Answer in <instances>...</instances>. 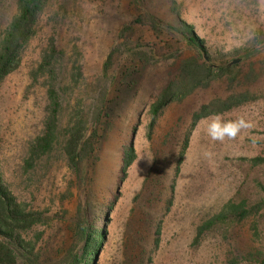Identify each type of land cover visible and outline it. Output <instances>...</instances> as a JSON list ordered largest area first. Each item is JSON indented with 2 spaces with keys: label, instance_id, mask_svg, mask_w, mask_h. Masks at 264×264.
Masks as SVG:
<instances>
[{
  "label": "rangeland",
  "instance_id": "374dc122",
  "mask_svg": "<svg viewBox=\"0 0 264 264\" xmlns=\"http://www.w3.org/2000/svg\"><path fill=\"white\" fill-rule=\"evenodd\" d=\"M19 1L0 0V33L18 14ZM177 3L141 0L137 7L131 0H51L20 67L0 85L1 171L21 201L49 216V224L28 233L30 238L44 234L42 260L36 264L52 258L62 245L80 200L89 202L93 228L106 224L100 230L107 240L93 264H261L264 259V162L255 163L264 158V54L233 72L221 74L215 67L208 85L169 104L157 117L150 109L177 71L174 54L198 52L172 35L158 34L154 16L177 24L179 12L207 39L215 56L210 64L224 66L238 57L237 51L257 46L253 38L264 32V0ZM53 37L66 52V80L74 65L84 72L65 123L79 100L91 120L86 139L97 130L96 144L80 157L71 190L62 143L34 171H24L47 114L46 77L35 82L33 73ZM124 41L131 47L113 54ZM134 53L156 61L135 89L119 94L121 71L133 62ZM253 66L257 73L242 83ZM246 90L253 94L249 103L194 118L203 105ZM117 94V112L107 117L103 108ZM126 145L133 146L136 158L123 172ZM64 195L69 203H61ZM243 202L249 210L245 219L219 223L198 236V227L211 216L229 203ZM102 213L105 219L99 217ZM51 260L49 264H63V258Z\"/></svg>",
  "mask_w": 264,
  "mask_h": 264
},
{
  "label": "trees",
  "instance_id": "16d2710c",
  "mask_svg": "<svg viewBox=\"0 0 264 264\" xmlns=\"http://www.w3.org/2000/svg\"><path fill=\"white\" fill-rule=\"evenodd\" d=\"M51 0H20L19 12L12 19L8 27L0 33V85L21 65L22 53L29 42L38 34V19ZM141 0H131V3L139 7ZM177 0H171L170 5H177ZM176 9V8H174ZM176 11V10H174ZM178 23H165L159 16H154L158 25L155 26L157 33L173 36L177 42H186L187 45L197 53L184 56L182 51H177L174 56L179 58V65L175 74L171 75L167 84L159 93L157 99L152 103L150 109L154 117L173 102H180L187 98L199 87L208 85L213 75L215 67L206 62L204 53L210 60L215 56L210 52V47L205 37L200 36L194 25L178 12ZM263 31L257 32L253 40L257 46L247 48L244 51H237L238 57H243V61H252L264 54V40H261ZM261 46L262 48H260ZM129 47L131 45L129 44ZM124 41L118 44L113 54L129 48ZM200 51V52H199ZM112 54V56H113ZM132 63H128L121 71L118 81L119 87L116 92L133 90L141 80L144 71L153 65L156 59L144 53H134ZM112 56L109 58L111 61ZM66 52L59 46L56 39H50L49 47L44 51L42 62L33 73L35 82L40 77H46L47 86V106L46 119L43 131L38 135L29 147L28 157L24 162L26 173L34 171L40 162L50 155L59 143L63 144V151L71 172L69 189H73L74 178L78 177L81 170V155L93 148L97 130H94L87 139V133L91 120L86 106L78 100L71 110L68 123H65L67 109L71 108V100L74 98L77 88L84 76L81 66L74 65L67 73L70 81H67L64 68ZM228 62V61H227ZM226 62V63H227ZM242 62L228 67L227 64L218 66L221 74L233 72ZM260 69L264 70V60L260 61ZM257 70L253 66L243 82L249 81ZM121 87L123 89H121ZM119 94L110 99L103 111L107 117L111 113L117 112L120 105ZM253 100V94L249 91H238L230 94L225 99H218L210 104L203 105L194 114L196 120H201L212 115L222 114ZM135 150L132 145L124 147L123 172H126L135 161ZM264 162V158L258 157L255 163ZM61 203H69L64 195ZM79 212L75 219L67 223V232L62 245L56 249L52 258H48L42 264H49L51 259L63 260V264H93L98 253L102 250V244L107 240L104 230L105 222H99L95 228L92 227L94 218L88 201L78 202ZM106 213L99 217L105 219ZM249 215V210L245 202L236 204L229 203L221 212L211 216L206 222L198 227V236L212 229L219 223H226L235 218L245 219ZM49 216L45 212L33 210L30 204L21 201L9 184L5 181L0 166V264H36L42 260V252L39 247L42 242L43 233H38L34 238H30L28 233L36 225L49 224ZM100 227V228H99ZM262 255V254H259ZM54 256V257H53ZM251 262L253 260H250ZM242 261L237 260L235 264ZM261 264H264L262 259Z\"/></svg>",
  "mask_w": 264,
  "mask_h": 264
},
{
  "label": "water",
  "instance_id": "95a60500",
  "mask_svg": "<svg viewBox=\"0 0 264 264\" xmlns=\"http://www.w3.org/2000/svg\"><path fill=\"white\" fill-rule=\"evenodd\" d=\"M204 57H205L206 62H208V63L210 64V59H209V57L206 55V53H204ZM243 59H244L243 57H237V58H234V59H232L231 61H229V62L227 63V66H228V67H231V66H233V65H235V64H238V63L242 62ZM210 66H212V67H218L219 65H218V64H210Z\"/></svg>",
  "mask_w": 264,
  "mask_h": 264
}]
</instances>
